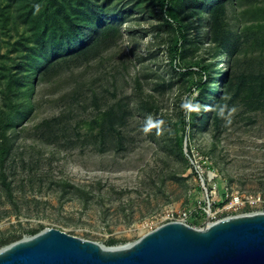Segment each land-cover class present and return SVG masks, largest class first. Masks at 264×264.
<instances>
[{
    "label": "rangeland",
    "instance_id": "obj_1",
    "mask_svg": "<svg viewBox=\"0 0 264 264\" xmlns=\"http://www.w3.org/2000/svg\"><path fill=\"white\" fill-rule=\"evenodd\" d=\"M15 1L0 0V133L4 128L11 144L4 186L0 178V249L46 228L121 247L182 213L186 225L202 229L258 211L230 208V196L264 195V112L237 108L231 125L224 119L217 131L205 129L204 115L199 114L194 130L197 114L189 117L180 107L185 97H200L198 84L205 78L198 69L204 64L214 62L216 78L209 86L216 91L221 87L228 66L225 57L207 55L212 46L208 32L198 42L196 32L189 31L188 43L182 47L177 42L174 59L169 48L175 45L177 30L165 23L157 0H131L127 8L132 13L115 47L87 66H70L44 83L36 70L34 77L27 75L25 53L34 46L33 37ZM124 1L112 0L111 6ZM247 10V5L237 4L227 23L234 34L243 32L250 53L258 24L264 22L247 13L242 17ZM236 58L239 70L248 56L241 52ZM78 98L89 106H77ZM106 102L128 105L117 151L109 138L103 145L96 138L99 127L90 124ZM70 104L75 110L71 127L77 128L80 140L72 139L70 129L46 135L52 120ZM16 109L27 112L4 126ZM148 116L165 122L162 135L155 129L147 135L141 131ZM181 117L183 129L177 127ZM201 172L214 176L213 196L207 183H201Z\"/></svg>",
    "mask_w": 264,
    "mask_h": 264
},
{
    "label": "trees",
    "instance_id": "obj_2",
    "mask_svg": "<svg viewBox=\"0 0 264 264\" xmlns=\"http://www.w3.org/2000/svg\"><path fill=\"white\" fill-rule=\"evenodd\" d=\"M112 0H18L17 12L21 16L22 23L30 24V31L33 37L32 48L25 53L28 60L27 75H33L37 71L42 82L47 83L52 78L60 74L61 71L70 66H87L88 63L117 45L122 38L121 27L128 22V15L131 8L127 5L131 0L121 2V4L111 6ZM173 0H157L160 9L166 15L165 23L174 25L177 30L175 45L169 48V52L175 57L179 53L177 42L184 46L190 40V32H196V39L201 42L202 34L208 32L207 43L211 44L206 50L211 59L219 57L226 58L227 70L223 72L221 87L218 91L211 88L217 70H211L213 63L204 64L198 71L202 72L205 82L198 84L200 97L197 102L201 105L212 106L214 110L201 111L204 115V127L217 131L222 125L224 118L218 115L217 105L227 104L229 108L244 107L251 113L264 112V24H258L259 33L254 40L255 50L250 53L246 50L248 43L243 38V32L234 34L228 28V13L238 4L240 8L247 5L248 10L242 17H255L264 22V0H174L175 5L171 6ZM37 6L38 10H37ZM186 14L182 17V14ZM238 20V18H237ZM245 41V43H244ZM242 52L246 61L239 70L235 61ZM205 60H202L204 62ZM29 71V72H28ZM216 71V72H214ZM218 77L220 73L218 72ZM24 76L26 85L29 83V75ZM34 77V75H33ZM33 80V79H32ZM224 96L229 97L224 99ZM77 106L84 104V108L89 106L78 98L74 100ZM105 103L101 109H96V117L90 124L92 128L99 127L97 136L104 145L106 139H110L113 144V151L122 147L121 129L125 124L123 118L128 105L119 103ZM13 107L10 105V108ZM97 107V106H96ZM14 109V108H12ZM74 108L70 104L63 112L52 120L49 130L46 128V135H57L59 132L71 130L72 139L80 140L77 128L71 127V122L75 118ZM27 110L10 111L5 118L4 126L13 124L18 118L26 114ZM195 117V122L191 127L195 130L196 123L201 117ZM227 115V113H226ZM99 122V123H98ZM89 124V125H90ZM185 118L181 117L178 128L183 129ZM45 132V131H44ZM88 135H91L89 132ZM85 135V137H88ZM11 154V144L9 136L3 130L0 133V178L2 186L5 184L6 162ZM41 230L35 231L33 235ZM18 241V240H16ZM6 246V244H5Z\"/></svg>",
    "mask_w": 264,
    "mask_h": 264
},
{
    "label": "water",
    "instance_id": "obj_3",
    "mask_svg": "<svg viewBox=\"0 0 264 264\" xmlns=\"http://www.w3.org/2000/svg\"><path fill=\"white\" fill-rule=\"evenodd\" d=\"M0 264H264V212L202 229L168 222L121 247L46 228L0 249Z\"/></svg>",
    "mask_w": 264,
    "mask_h": 264
},
{
    "label": "clouds",
    "instance_id": "obj_4",
    "mask_svg": "<svg viewBox=\"0 0 264 264\" xmlns=\"http://www.w3.org/2000/svg\"><path fill=\"white\" fill-rule=\"evenodd\" d=\"M37 6V10H38ZM229 97L224 96V99H228ZM181 109L185 111V113L187 115H189L191 113H196L199 114L201 111H211L214 110L212 106H207V105H201L199 102L195 101L193 98H189V97H185L182 100V103L180 105ZM218 108V115L221 118H224L226 121V126L227 125H231L232 123V116L238 111V109L233 106L231 108H229V106L227 104H223V105H217L216 106ZM227 113V115H226ZM164 121L162 119H154L152 116H148L146 118V121L143 125V127L141 128V131L147 135L149 133H151L153 131V129H155L156 131V135H162L164 132Z\"/></svg>",
    "mask_w": 264,
    "mask_h": 264
},
{
    "label": "built area",
    "instance_id": "obj_5",
    "mask_svg": "<svg viewBox=\"0 0 264 264\" xmlns=\"http://www.w3.org/2000/svg\"><path fill=\"white\" fill-rule=\"evenodd\" d=\"M201 183L204 186V183H207V186L209 188V194L213 196L216 191V183L214 176L205 175L201 172L199 176ZM227 197V196H226ZM230 208H249L258 210L255 212H264V195H255V196H239L237 194H232L230 196ZM252 212V213H255ZM187 218L185 213H182L178 215V219L176 221H170V222H180L185 224V219Z\"/></svg>",
    "mask_w": 264,
    "mask_h": 264
}]
</instances>
